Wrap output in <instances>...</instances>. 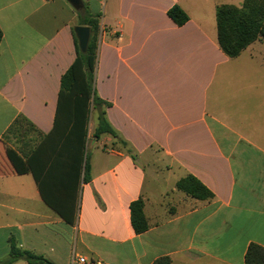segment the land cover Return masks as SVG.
<instances>
[{"label": "crops", "instance_id": "crops-1", "mask_svg": "<svg viewBox=\"0 0 264 264\" xmlns=\"http://www.w3.org/2000/svg\"><path fill=\"white\" fill-rule=\"evenodd\" d=\"M243 1L0 0L1 260L11 236L54 264L73 255L101 264L165 255L172 264H245L251 243L264 246V39L236 57L218 41L217 7ZM174 5L189 15L182 26L168 14ZM82 12L100 17L96 93L127 145L91 138L92 111L88 143L97 150L71 224L44 202L31 172L15 171L7 149L52 131ZM19 117L34 127L8 133ZM189 174L214 197L178 190ZM139 198L150 224L140 234L130 210Z\"/></svg>", "mask_w": 264, "mask_h": 264}, {"label": "trees", "instance_id": "trees-1", "mask_svg": "<svg viewBox=\"0 0 264 264\" xmlns=\"http://www.w3.org/2000/svg\"><path fill=\"white\" fill-rule=\"evenodd\" d=\"M169 16L180 26L189 20V15L179 5L168 11ZM81 24L90 27L88 48L83 53L76 37L77 57L61 79L57 112L52 131L29 148H8L7 156L18 173L31 172L38 184L44 202L68 223H75L77 200L81 183L91 180L90 157L87 153L91 113L98 112L97 125L91 138L99 140L111 135L127 145V141L109 122L103 101L95 88L96 65L100 43V17L81 13ZM218 41L230 57L238 56L258 39H264V0H244L240 6L222 4L217 7ZM3 32L0 28V42ZM34 127L25 118L19 117L8 129L20 134ZM21 154V155H20ZM176 188L191 197L208 200L214 194L194 175L181 178ZM131 222L136 233L150 227L144 212V200L136 199L130 204ZM10 252L0 264H12L24 259L29 264H54L43 255L22 249L16 239L9 238ZM152 264H172L170 256L158 257ZM245 264H264V246L251 243L245 254Z\"/></svg>", "mask_w": 264, "mask_h": 264}, {"label": "water", "instance_id": "water-1", "mask_svg": "<svg viewBox=\"0 0 264 264\" xmlns=\"http://www.w3.org/2000/svg\"><path fill=\"white\" fill-rule=\"evenodd\" d=\"M74 6L79 7L81 0H69ZM76 37L79 42V47L83 53L87 51L90 40V27L86 25H78L74 28Z\"/></svg>", "mask_w": 264, "mask_h": 264}, {"label": "built area", "instance_id": "built-area-1", "mask_svg": "<svg viewBox=\"0 0 264 264\" xmlns=\"http://www.w3.org/2000/svg\"><path fill=\"white\" fill-rule=\"evenodd\" d=\"M77 262L82 263V264H101L98 261L89 260L86 257H82V256L77 257L76 255H73L71 259V264H76Z\"/></svg>", "mask_w": 264, "mask_h": 264}, {"label": "rangeland", "instance_id": "rangeland-1", "mask_svg": "<svg viewBox=\"0 0 264 264\" xmlns=\"http://www.w3.org/2000/svg\"><path fill=\"white\" fill-rule=\"evenodd\" d=\"M100 36H101V33H100ZM23 133V132H22ZM17 139V138H16ZM13 142V141H12ZM14 143H17V140L15 141V139H14ZM96 146H92V147H90V145H89V143H88V145H87V153H88V155L90 156L93 152L95 153L96 152ZM1 260V259H0Z\"/></svg>", "mask_w": 264, "mask_h": 264}]
</instances>
